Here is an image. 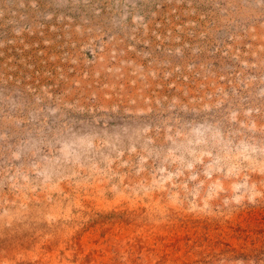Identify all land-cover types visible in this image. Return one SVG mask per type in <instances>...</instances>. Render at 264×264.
Returning a JSON list of instances; mask_svg holds the SVG:
<instances>
[{
  "label": "rangeland",
  "instance_id": "rangeland-1",
  "mask_svg": "<svg viewBox=\"0 0 264 264\" xmlns=\"http://www.w3.org/2000/svg\"><path fill=\"white\" fill-rule=\"evenodd\" d=\"M0 264H264V0H0Z\"/></svg>",
  "mask_w": 264,
  "mask_h": 264
}]
</instances>
